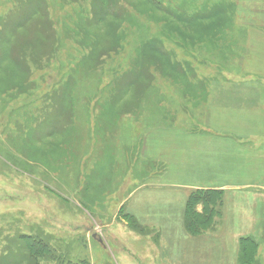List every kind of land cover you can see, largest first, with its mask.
<instances>
[{"label": "rangeland", "instance_id": "obj_1", "mask_svg": "<svg viewBox=\"0 0 264 264\" xmlns=\"http://www.w3.org/2000/svg\"><path fill=\"white\" fill-rule=\"evenodd\" d=\"M246 22L264 0H0V264H264Z\"/></svg>", "mask_w": 264, "mask_h": 264}, {"label": "crops", "instance_id": "obj_2", "mask_svg": "<svg viewBox=\"0 0 264 264\" xmlns=\"http://www.w3.org/2000/svg\"><path fill=\"white\" fill-rule=\"evenodd\" d=\"M235 19H236V14H235ZM243 27L245 29L243 33L245 35L246 47L249 50V52L247 53L249 56H244V59L247 58V60H251L252 66H256V67L260 66L262 68L260 72H263V77H264V26L257 25L254 22H249L248 25ZM249 112H251V110ZM232 113L238 114L239 120H242L243 117L242 110H238L237 108V110H234V112ZM248 120L249 119L247 118V122H235L234 124H232V128L238 129L239 131H254L255 129L264 130V120L261 121L262 125H258L257 128H255V126L252 127L250 120L249 122ZM189 158L191 159L192 163H197V165L206 163V160H202L200 156L192 157V158L189 157ZM207 159H208L207 162L211 161V158H207ZM221 187H225V186H221Z\"/></svg>", "mask_w": 264, "mask_h": 264}, {"label": "trees", "instance_id": "obj_3", "mask_svg": "<svg viewBox=\"0 0 264 264\" xmlns=\"http://www.w3.org/2000/svg\"><path fill=\"white\" fill-rule=\"evenodd\" d=\"M48 240H50V239H48L46 237L39 238V239L35 238V239H32V241H29L28 242L29 244L26 247H23L21 249L28 250L29 251V255L32 254L31 257L33 258V260H39L40 261V259H44L47 256H52V254L50 253V250H49ZM23 255L20 257L18 262L21 261L22 257H26L25 255L24 256ZM65 261H66V264H84V261H81L79 263H71L70 259H67ZM36 264H37V262H36Z\"/></svg>", "mask_w": 264, "mask_h": 264}, {"label": "water", "instance_id": "obj_4", "mask_svg": "<svg viewBox=\"0 0 264 264\" xmlns=\"http://www.w3.org/2000/svg\"><path fill=\"white\" fill-rule=\"evenodd\" d=\"M94 238H96L97 240H100V238H99V235H98V234H95V235H94Z\"/></svg>", "mask_w": 264, "mask_h": 264}]
</instances>
